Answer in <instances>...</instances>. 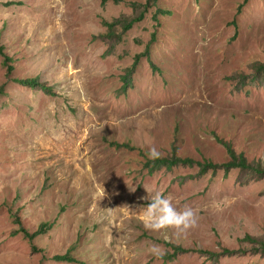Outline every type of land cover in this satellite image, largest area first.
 <instances>
[{"label": "rangeland", "instance_id": "1", "mask_svg": "<svg viewBox=\"0 0 264 264\" xmlns=\"http://www.w3.org/2000/svg\"><path fill=\"white\" fill-rule=\"evenodd\" d=\"M0 41V264H264V175L146 167L264 169V0H0ZM146 188L198 226L147 229Z\"/></svg>", "mask_w": 264, "mask_h": 264}, {"label": "trees", "instance_id": "2", "mask_svg": "<svg viewBox=\"0 0 264 264\" xmlns=\"http://www.w3.org/2000/svg\"><path fill=\"white\" fill-rule=\"evenodd\" d=\"M141 17L142 16H140L138 18L136 17V18H134L128 22H127V20L124 21V23H126L124 25V30L126 31V30L130 29L134 23H136L137 21H139V19H141ZM0 53L2 55H4L5 63L7 65H9L11 68L12 67L11 66L12 57L7 53V51L5 50V46L1 43V41H0ZM11 70H12V68H11ZM256 70L258 72L264 73V63L258 65L256 67ZM133 72H134L133 68H130L128 70L127 75H125L123 78L127 85L130 84L129 80H130ZM19 81L24 83V84H27V86L33 87V88H37V87L41 86V80L39 78H32V77L19 78ZM46 87H47V89H49L48 86H46ZM224 143L227 146L228 154L230 155L231 158H230V161H228L227 163H224L222 165L214 164L210 161L200 163V162H197L194 159H191L189 157L183 158V157L178 156L177 153H173L171 156H162L161 158L155 159V160L150 159L146 163V167H148L150 169V174H152L154 171H157V170L162 169V168L172 169L176 166L183 165V164L193 165L195 163H199L204 172L209 171L210 169H216L218 167H224L227 171H229L231 169H235V168H240L242 170L252 171L258 175H264V169L261 166L249 162L248 159L246 158L245 154L237 153L233 146H231L227 142H224ZM50 226H51V224H45L43 227L44 228L47 227V228H45V230H46ZM45 230H43V231H45ZM23 231L25 232V234L27 236L32 237V240L35 239V237H36L35 234H32L28 230H23ZM244 241L248 242L250 244H254L255 248H253V249L256 251H261V250L264 251V236L261 238H255L253 236L247 235L244 238ZM186 251H187V249L178 246V248L175 249L173 255L176 256L179 253H184ZM200 252L209 254L211 257L219 256L218 254L211 252V251H200ZM235 252L236 251L225 249V250H223L222 254L231 255V254H234ZM67 259L74 261L73 258H67Z\"/></svg>", "mask_w": 264, "mask_h": 264}, {"label": "clouds", "instance_id": "3", "mask_svg": "<svg viewBox=\"0 0 264 264\" xmlns=\"http://www.w3.org/2000/svg\"><path fill=\"white\" fill-rule=\"evenodd\" d=\"M147 155L153 160L162 157V153L155 147H152ZM146 190L148 193L146 199L150 202L144 209L143 221L147 229L163 233L172 231L179 236L187 234L198 226V215L192 207L185 205L182 210L178 209L161 191L150 192L147 188ZM108 209L111 210V208Z\"/></svg>", "mask_w": 264, "mask_h": 264}]
</instances>
